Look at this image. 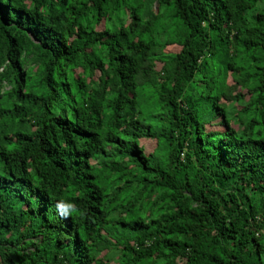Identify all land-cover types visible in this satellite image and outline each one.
Segmentation results:
<instances>
[{
  "label": "trees",
  "instance_id": "trees-1",
  "mask_svg": "<svg viewBox=\"0 0 264 264\" xmlns=\"http://www.w3.org/2000/svg\"><path fill=\"white\" fill-rule=\"evenodd\" d=\"M0 264H264V0H0Z\"/></svg>",
  "mask_w": 264,
  "mask_h": 264
},
{
  "label": "rangeland",
  "instance_id": "rangeland-1",
  "mask_svg": "<svg viewBox=\"0 0 264 264\" xmlns=\"http://www.w3.org/2000/svg\"><path fill=\"white\" fill-rule=\"evenodd\" d=\"M239 79V76H238V74L236 73H234V74H231L230 76H229V79H228V82H229V92L227 93V95L225 96V97H223L222 99H221V102H226L227 100V97L229 98V95H232V94H234V93H236L237 92V90H238V86L237 85H235V82L237 81ZM217 126H219L220 125V123L219 124H216ZM221 126V125H220ZM155 144V141L153 140V139H144L143 140V146H145L146 148H151V147H153V145ZM105 253V251L102 253V255ZM112 262H114V261H112Z\"/></svg>",
  "mask_w": 264,
  "mask_h": 264
},
{
  "label": "clouds",
  "instance_id": "clouds-1",
  "mask_svg": "<svg viewBox=\"0 0 264 264\" xmlns=\"http://www.w3.org/2000/svg\"><path fill=\"white\" fill-rule=\"evenodd\" d=\"M73 206L71 205V204H67V205H65V204H59L58 205V208L59 209H70V208H72ZM65 214H67V213H65Z\"/></svg>",
  "mask_w": 264,
  "mask_h": 264
}]
</instances>
